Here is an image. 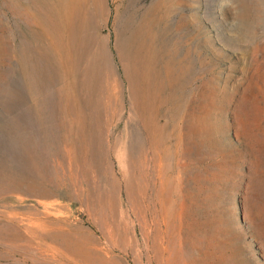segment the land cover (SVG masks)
<instances>
[{
  "label": "rangeland",
  "instance_id": "1",
  "mask_svg": "<svg viewBox=\"0 0 264 264\" xmlns=\"http://www.w3.org/2000/svg\"><path fill=\"white\" fill-rule=\"evenodd\" d=\"M0 264H264V0H0Z\"/></svg>",
  "mask_w": 264,
  "mask_h": 264
}]
</instances>
